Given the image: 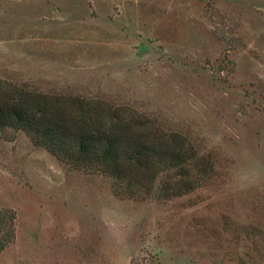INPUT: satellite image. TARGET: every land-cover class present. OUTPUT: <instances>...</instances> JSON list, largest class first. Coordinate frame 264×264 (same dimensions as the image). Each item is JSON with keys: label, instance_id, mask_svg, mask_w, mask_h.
Listing matches in <instances>:
<instances>
[{"label": "rangeland", "instance_id": "374dc122", "mask_svg": "<svg viewBox=\"0 0 264 264\" xmlns=\"http://www.w3.org/2000/svg\"><path fill=\"white\" fill-rule=\"evenodd\" d=\"M0 86L121 107L211 168L117 193L5 129L0 264H264V0H0Z\"/></svg>", "mask_w": 264, "mask_h": 264}, {"label": "trees", "instance_id": "16d2710c", "mask_svg": "<svg viewBox=\"0 0 264 264\" xmlns=\"http://www.w3.org/2000/svg\"><path fill=\"white\" fill-rule=\"evenodd\" d=\"M8 128L24 132L76 168L108 175L117 193L139 186L149 189L165 174L160 191L181 196L201 184L199 175L211 169L187 150L182 133L152 128L121 107L76 96L0 86V132ZM14 219V213L0 211V248L12 235L9 222Z\"/></svg>", "mask_w": 264, "mask_h": 264}]
</instances>
